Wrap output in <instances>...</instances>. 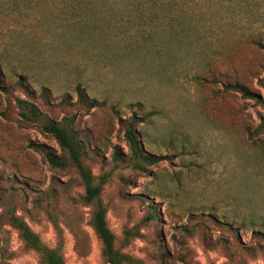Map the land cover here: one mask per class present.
Returning a JSON list of instances; mask_svg holds the SVG:
<instances>
[{"label": "rangeland", "instance_id": "374dc122", "mask_svg": "<svg viewBox=\"0 0 264 264\" xmlns=\"http://www.w3.org/2000/svg\"><path fill=\"white\" fill-rule=\"evenodd\" d=\"M251 35L264 41V0H0V264H38L8 208L50 247L57 222L66 264H103L77 173L29 146L60 153L21 120L16 97L56 119L74 115L87 164L108 173L102 200L123 252L186 264L175 242L184 239L187 264H264V104L222 89L238 79L264 99V49ZM131 117L140 145L162 157L143 173L125 166L118 119ZM114 149L124 163L115 166ZM150 211L155 219L140 224Z\"/></svg>", "mask_w": 264, "mask_h": 264}, {"label": "trees", "instance_id": "16d2710c", "mask_svg": "<svg viewBox=\"0 0 264 264\" xmlns=\"http://www.w3.org/2000/svg\"><path fill=\"white\" fill-rule=\"evenodd\" d=\"M246 40L254 46L264 49V41H262L259 35H251L247 37ZM203 78L208 80L205 77ZM258 82L264 86V77L258 79ZM17 83L22 87L23 83L21 79H18ZM222 89L224 91L238 92L244 98L255 99L257 102L264 104V99L251 91L238 79L222 83ZM28 93L30 94V99H33L31 93ZM40 95L43 102L47 104L46 91H42ZM78 99L87 108L93 107L94 102L91 100L86 102L81 91H78ZM15 102L19 109L21 120L25 123L35 125L42 133L51 135L59 146L60 153L43 143H29V146L40 151L44 160L51 167L59 169L71 167L77 173L83 189V192L79 195L78 201L82 205L90 208L88 224L100 243V256L103 264H141L139 259L122 251L121 246L117 244L115 234L109 228L106 216L107 206L102 200V192L108 180V173L95 175L91 167L87 164L85 142L78 137V133L74 128V115H64L60 119H56L45 114L35 102L29 99L16 97ZM137 120L138 119L135 117H131V119L119 118L118 123L122 128L123 138L129 150V159L127 164L125 163V166H127L132 173H143L146 171L147 167L158 163L162 157L147 153L140 145L135 127L138 122ZM257 130L260 132L264 130V118ZM112 159L115 162V166L119 163H124V159L118 149L112 151ZM121 178L123 181L127 180L125 177ZM1 200H3V197L0 194V201ZM8 203L10 204L11 201ZM5 216L8 224L17 230L18 237L22 241L24 247L38 254V264H66L63 256L62 229L57 222H53V228L56 234L55 244L50 247L42 241L39 234L33 231L20 215L16 214L14 209L8 208L5 211ZM154 219L155 215L150 211L146 216L141 218L140 224ZM184 231L187 232V230ZM123 234L125 242L123 247L127 245L128 240L132 237L140 236L137 226L125 229ZM254 234L260 235L259 232H255ZM76 240L78 252H84L86 249L84 234H80L79 236L76 235ZM175 242L181 250L180 260L187 264V260H189L187 259L189 250L185 245V240L177 239Z\"/></svg>", "mask_w": 264, "mask_h": 264}]
</instances>
